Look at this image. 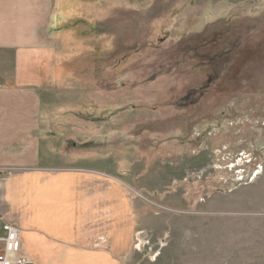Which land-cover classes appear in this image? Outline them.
<instances>
[{
	"label": "rangeland",
	"instance_id": "374dc122",
	"mask_svg": "<svg viewBox=\"0 0 264 264\" xmlns=\"http://www.w3.org/2000/svg\"><path fill=\"white\" fill-rule=\"evenodd\" d=\"M75 3L71 80L47 105L58 164L124 204L105 201L99 228L117 236L91 255L264 264V0Z\"/></svg>",
	"mask_w": 264,
	"mask_h": 264
},
{
	"label": "crops",
	"instance_id": "0c3cea01",
	"mask_svg": "<svg viewBox=\"0 0 264 264\" xmlns=\"http://www.w3.org/2000/svg\"><path fill=\"white\" fill-rule=\"evenodd\" d=\"M76 1L0 0V222L20 230L19 256L33 264H111L89 248L116 234L99 228L105 201L124 205L102 176L58 164L70 151L47 105L71 80L66 57L85 8Z\"/></svg>",
	"mask_w": 264,
	"mask_h": 264
},
{
	"label": "built area",
	"instance_id": "2783aa9c",
	"mask_svg": "<svg viewBox=\"0 0 264 264\" xmlns=\"http://www.w3.org/2000/svg\"><path fill=\"white\" fill-rule=\"evenodd\" d=\"M22 252L20 230L8 222H0V264H30L19 256Z\"/></svg>",
	"mask_w": 264,
	"mask_h": 264
},
{
	"label": "trees",
	"instance_id": "16d2710c",
	"mask_svg": "<svg viewBox=\"0 0 264 264\" xmlns=\"http://www.w3.org/2000/svg\"><path fill=\"white\" fill-rule=\"evenodd\" d=\"M94 25H95V22H94Z\"/></svg>",
	"mask_w": 264,
	"mask_h": 264
}]
</instances>
